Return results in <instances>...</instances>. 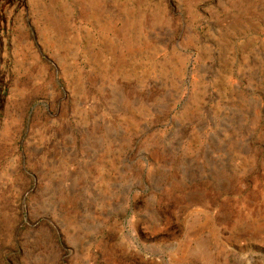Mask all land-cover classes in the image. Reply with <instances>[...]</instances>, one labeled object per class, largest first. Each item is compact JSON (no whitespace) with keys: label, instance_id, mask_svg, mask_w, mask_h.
Here are the masks:
<instances>
[{"label":"rangeland","instance_id":"rangeland-1","mask_svg":"<svg viewBox=\"0 0 264 264\" xmlns=\"http://www.w3.org/2000/svg\"><path fill=\"white\" fill-rule=\"evenodd\" d=\"M0 264H264V0H0Z\"/></svg>","mask_w":264,"mask_h":264}]
</instances>
